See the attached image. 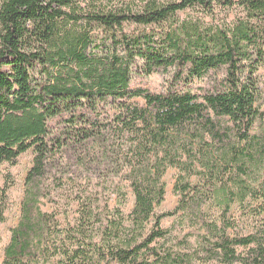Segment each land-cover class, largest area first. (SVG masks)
<instances>
[{
  "label": "trees",
  "instance_id": "obj_1",
  "mask_svg": "<svg viewBox=\"0 0 264 264\" xmlns=\"http://www.w3.org/2000/svg\"><path fill=\"white\" fill-rule=\"evenodd\" d=\"M219 8L238 14L207 22ZM28 151L1 264H264V219L229 233L234 204L264 218V0H0V165ZM168 169L180 200L157 215ZM0 179L4 224L14 178ZM179 214L199 249H158Z\"/></svg>",
  "mask_w": 264,
  "mask_h": 264
},
{
  "label": "rangeland",
  "instance_id": "obj_2",
  "mask_svg": "<svg viewBox=\"0 0 264 264\" xmlns=\"http://www.w3.org/2000/svg\"><path fill=\"white\" fill-rule=\"evenodd\" d=\"M118 2L119 0H115ZM128 1V0H126ZM190 15L199 16L196 12H189ZM238 14L237 10H229V9H216L214 18H206L205 20L209 23L215 25H223L230 23L234 20L235 16ZM182 18H185L184 14H181ZM132 29V28H130ZM138 81V80H137ZM144 85L149 88L152 92H163L165 90V80L159 75H153L148 79L144 80ZM204 83L196 82L194 87H201ZM132 102L143 104L141 100H133ZM32 151H28L25 154L21 155L14 165L9 164H1L0 170L8 171L12 174L14 178V185L9 191V197L11 199V207L6 213V222L4 224H0V264L3 260L4 249L7 246L10 238L9 230L16 226L18 218L20 216L21 209V200L23 197L24 190V180L25 177L32 166ZM178 176V171L176 169H168L166 172L163 182L165 185V200L160 205L155 207V213L157 215L172 211L178 205L180 200V196L173 193L174 184L176 182V178ZM114 184L111 185L110 189H117L120 185L122 189H125V184L120 183L119 179H113ZM193 185H197L198 181L196 178H192L191 180ZM119 184V185H115ZM2 186V181L0 179V187ZM115 187V188H114ZM116 196L111 195L110 208H114L116 206ZM259 203L251 202V207L255 208ZM134 205V197L130 190H128L127 196V204L122 208L124 214H128ZM45 210L51 211L52 208L48 204L44 207ZM204 212L206 213L207 219L211 221H216L219 219L221 210L216 205L210 206L209 208L205 207ZM230 213L232 218L235 220V228L231 230L229 233L231 235H248L255 231V229L261 224V220L263 217L252 216V213L247 212L243 208H239L237 204H234L231 207ZM68 217L70 220L72 218V214L69 213ZM63 221V217H61ZM161 227L164 230H171V235L167 240L158 241L155 246L164 251L167 249H173L174 251H180L183 249L184 241H188L191 245V250L199 249L198 239L200 235L199 227L195 226V222L189 220L187 217L179 214L174 218H166L161 222ZM187 247V246H186ZM200 264V263H198ZM217 264V263H214Z\"/></svg>",
  "mask_w": 264,
  "mask_h": 264
}]
</instances>
